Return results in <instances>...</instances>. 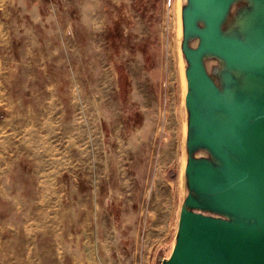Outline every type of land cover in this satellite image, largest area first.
<instances>
[{"label": "rangeland", "instance_id": "374dc122", "mask_svg": "<svg viewBox=\"0 0 264 264\" xmlns=\"http://www.w3.org/2000/svg\"><path fill=\"white\" fill-rule=\"evenodd\" d=\"M172 3L0 0V264L169 255L188 192Z\"/></svg>", "mask_w": 264, "mask_h": 264}, {"label": "water", "instance_id": "95a60500", "mask_svg": "<svg viewBox=\"0 0 264 264\" xmlns=\"http://www.w3.org/2000/svg\"><path fill=\"white\" fill-rule=\"evenodd\" d=\"M211 1L215 2L214 7L219 6L220 0ZM227 1L221 0V4ZM239 1L242 0H232L229 7L228 23L235 28L230 32L234 43H227L222 49L228 60L220 63L207 51V66L210 60H215L217 70L224 69L220 75L223 82L219 85L220 101L206 102L203 114V133H219L224 146L232 150L231 156L223 145L217 147L218 154H212L210 142L193 147L191 153L187 149L189 130L192 136L194 128H188L187 96L192 67L186 54L197 49L192 34L186 36L184 32V0L178 2L179 29L187 61L181 176L188 192L180 209L171 251L159 264H264V95L261 96L264 90V0H245L248 6L237 9ZM188 20L191 24V15ZM258 85L263 88L254 92ZM191 108L194 110L193 104ZM219 112L222 117L217 115ZM240 114L247 117L250 129L247 133L236 128L235 120ZM194 117L192 111V121ZM195 182L199 187L194 186Z\"/></svg>", "mask_w": 264, "mask_h": 264}, {"label": "flooded vegetation", "instance_id": "af4514ba", "mask_svg": "<svg viewBox=\"0 0 264 264\" xmlns=\"http://www.w3.org/2000/svg\"><path fill=\"white\" fill-rule=\"evenodd\" d=\"M231 1L229 0L227 3L221 4L220 0L217 8L212 5L215 2L211 0H184L182 3L184 32L186 36L192 34V39L196 42L195 50L197 49L194 53L189 52L186 54L190 67H192V74L190 76L192 83L189 87L190 93L187 96V103L189 105L188 128H194L193 135H190L189 130L187 137V149L189 153L192 152L193 147L196 149L210 142L212 154L219 153L217 152V147L220 145H223L222 147H224L226 152L227 150L229 151L230 156L233 154L229 147L224 146V139L219 133H215V135H205L203 133L205 122L203 114L206 102L212 100L220 101L219 85L223 84L220 75L224 68L217 70L218 67L216 68L215 66V60L218 59L220 63L225 64L228 57L222 49L227 46V43H234L230 32L235 27H232L228 23ZM245 3V0L239 1L237 9L247 7L248 4ZM190 15L192 16L191 24H189L188 20ZM202 44L204 47L200 48ZM207 51L211 52L210 56L215 59L214 61L210 60L211 64L208 63V66L207 60L209 56ZM192 104L194 110L191 108ZM192 111L195 116L193 121L191 120ZM217 115L223 116L221 112ZM235 124L236 128L242 132L247 133L250 131L246 115L240 114V117L235 120ZM194 186L197 188L199 184L195 182Z\"/></svg>", "mask_w": 264, "mask_h": 264}, {"label": "bare ground", "instance_id": "6f19581e", "mask_svg": "<svg viewBox=\"0 0 264 264\" xmlns=\"http://www.w3.org/2000/svg\"><path fill=\"white\" fill-rule=\"evenodd\" d=\"M170 5H171V3H170ZM172 7H173V10H174V14L176 15V19H178V17H179V5H178V2L176 1V0H173V3H172ZM178 22H179V20H178ZM177 25V24H176ZM180 27V26H179ZM176 36H177V34H176ZM177 39V38H176ZM178 40V39H177ZM179 44V43H178ZM176 45V44H175ZM178 47V46H177ZM177 53V52H176ZM180 67V66H179ZM178 69H180V68H178ZM181 73L183 72V71H181V70H179ZM180 73V74H181ZM182 76V78L184 77L183 76V74L181 75ZM183 82H181L180 81V84L181 83H183V86L185 85V83H184V79L182 80ZM235 189V187L233 186V188H232V190H234ZM149 193V192H148Z\"/></svg>", "mask_w": 264, "mask_h": 264}]
</instances>
